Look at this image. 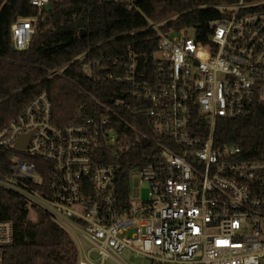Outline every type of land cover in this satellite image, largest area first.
I'll return each mask as SVG.
<instances>
[{"label": "built area", "instance_id": "2783aa9c", "mask_svg": "<svg viewBox=\"0 0 264 264\" xmlns=\"http://www.w3.org/2000/svg\"><path fill=\"white\" fill-rule=\"evenodd\" d=\"M59 1L30 3L40 15ZM104 1L139 11L142 0ZM213 8L221 18L210 22L208 44L192 27H169L171 18L128 34L152 30L136 42L158 40L149 55L134 48L122 60L79 55L72 63L91 80L120 87L109 101L90 94L79 122L56 125L42 93L0 131V149L18 152L0 190L25 202L28 220L44 213L73 233L77 264H125L126 250L152 264H264V159L216 144L219 120L264 107V0ZM37 22L12 25L16 50L29 49ZM131 161L130 181L140 176L146 198L119 188ZM14 243V223L0 220V260Z\"/></svg>", "mask_w": 264, "mask_h": 264}, {"label": "trees", "instance_id": "16d2710c", "mask_svg": "<svg viewBox=\"0 0 264 264\" xmlns=\"http://www.w3.org/2000/svg\"><path fill=\"white\" fill-rule=\"evenodd\" d=\"M239 1L142 0L138 11L104 0H63L53 2L39 15L30 0H0V131L42 93L52 102L56 125L79 122L82 114H89L88 109H80L82 104L90 103V94L104 101L120 95L119 86L95 82L79 62L72 63L79 55L89 51L91 57L105 55L122 60L130 48L149 55L159 41L143 45L136 42L152 37L153 31L128 34L146 29L148 20L160 22L171 18L169 27H192L196 40L208 44L209 24L221 18L213 7ZM36 16L37 31L29 49L16 50L12 25L19 18ZM82 29L87 32L84 36ZM66 66L63 76L50 77V71ZM216 144L240 146L245 159H264V107L259 105L250 118L219 120ZM16 154L17 151L0 149V174L11 172V158ZM134 166L131 161L122 168L119 188L123 194H130V171ZM28 215L23 200L0 190V220L12 221L15 227V243L2 252L0 264L78 263V247L65 230L44 213L35 222L28 220Z\"/></svg>", "mask_w": 264, "mask_h": 264}, {"label": "rangeland", "instance_id": "374dc122", "mask_svg": "<svg viewBox=\"0 0 264 264\" xmlns=\"http://www.w3.org/2000/svg\"><path fill=\"white\" fill-rule=\"evenodd\" d=\"M130 183H131L132 196L134 198H138L140 196H142L143 198L147 197L148 189L146 185L141 181L140 176L138 174H134L132 176ZM30 218L32 221L35 222L38 219V216L35 212H31ZM68 234L73 238V240H76L74 242H77L78 246L81 245L80 241L73 236V233L68 232ZM122 260L124 261L125 264H152L150 259L140 256L131 250H126L123 253Z\"/></svg>", "mask_w": 264, "mask_h": 264}, {"label": "water", "instance_id": "95a60500", "mask_svg": "<svg viewBox=\"0 0 264 264\" xmlns=\"http://www.w3.org/2000/svg\"><path fill=\"white\" fill-rule=\"evenodd\" d=\"M86 30L82 29L81 30V35L84 36L86 35ZM30 134L21 136V138L18 141L17 147L18 148H26L27 147V142L29 141Z\"/></svg>", "mask_w": 264, "mask_h": 264}]
</instances>
